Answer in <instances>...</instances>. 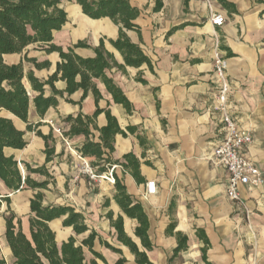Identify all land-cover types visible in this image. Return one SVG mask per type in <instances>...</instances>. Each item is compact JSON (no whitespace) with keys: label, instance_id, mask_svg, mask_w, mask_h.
<instances>
[{"label":"crops","instance_id":"1","mask_svg":"<svg viewBox=\"0 0 264 264\" xmlns=\"http://www.w3.org/2000/svg\"><path fill=\"white\" fill-rule=\"evenodd\" d=\"M226 1L235 7L236 13L224 9L217 0H164L159 12H154L155 0H130L131 5L141 11L136 20L141 36L135 31H128L127 36L151 60L153 71L147 65L126 67L125 72L108 71L131 102V112L116 104L99 80H94L102 96L98 103L92 93L81 105L68 103L65 94L59 99L58 107L51 108L44 119L31 106L30 124L41 123L37 131L45 136L52 134L55 139L51 162L46 163L45 141L36 132H29L26 123L4 113L3 116L12 119L15 126L25 132L28 143L23 150L7 148L5 154L32 168L46 166L51 176L47 179L31 175L37 182L49 181L44 190L11 192L4 188L11 199L4 216L15 214L21 219L22 231L28 235L30 201L41 192L44 206L66 205L82 212L91 230L120 248L128 264H136L128 248L118 242L107 214L112 212L114 219L122 216L125 233L141 248L134 233L137 222L125 216L114 201V184L93 181L82 171L84 162L91 165L96 161L78 152L86 137L69 139V148L55 132L57 129L69 131L70 126L64 122L66 117L79 113L92 116L99 108L109 111L122 130L135 127L143 138L141 144L137 135L129 134L126 138L117 135L112 158L122 162L125 155L132 153L141 162L144 183L138 184L120 166H114V171L148 215L149 237L154 248L147 254L153 264H264V177L258 187L240 186V199L235 202L226 194L228 172L223 167H215L208 159L209 153L223 140L221 113L215 109L219 106V87L214 74L218 55L226 67L227 103L239 127L249 130L253 138L244 154L258 169L264 168V0ZM77 7L80 8L74 4L73 9ZM214 14L225 18L222 27L211 23ZM76 20L77 23L68 15L67 24L54 33L56 45L66 50L86 40L95 48L104 39L105 48L119 64H124L120 53L108 42L118 38L117 26L109 19L92 20L84 14ZM29 49L21 54L4 55V62L8 65L22 63L25 72L32 70L39 79H48L60 62L59 54L37 50L34 53L39 56H36L30 55ZM75 52L83 58L95 56L90 49ZM26 58L48 61L51 66L38 70ZM140 77L146 84L138 81ZM55 87L65 91L67 85L58 81ZM82 95L83 92L78 91L70 99L78 103ZM96 124L99 128L107 125L105 113L97 117ZM99 137L94 131L92 139L99 143ZM23 173L26 175L24 169ZM148 182L156 185L154 195L147 194ZM108 199L110 206L105 208ZM62 222L63 219L50 223L59 244L72 235V229L62 227ZM172 223H175L174 229H170ZM198 230L209 241L206 261L202 258L205 243L198 237ZM5 233L6 221L1 218L0 247L5 255L0 253V256L6 264H14ZM179 233L188 237V250L174 257ZM98 245L95 249L107 263L115 264L121 257Z\"/></svg>","mask_w":264,"mask_h":264},{"label":"trees","instance_id":"2","mask_svg":"<svg viewBox=\"0 0 264 264\" xmlns=\"http://www.w3.org/2000/svg\"><path fill=\"white\" fill-rule=\"evenodd\" d=\"M71 1L80 6L82 13L89 19H109L119 28L118 38L109 39L108 42L120 53L124 64H119L114 55L105 48L104 39H101L99 46L95 48L86 40L79 41L66 50L54 43V33L61 31L68 22V13L62 7L63 0H0V114L8 113L16 117L27 124L29 132H36V135L45 141L46 163L53 160L55 139L52 134L45 136L37 131L41 123L30 124L31 106H34L38 116L44 119L51 108L58 107L59 99L64 98L65 94H67L66 101L71 104L81 105L90 93L98 103L102 96L94 80H99L112 95L114 102L131 112L133 108L131 102L108 75V71L117 69L125 72L126 67L140 68L143 65H147L153 71L151 60L144 54L142 48L132 43L127 36L128 31H135L140 35V27L136 24V20L140 17L141 11L133 7L130 0ZM217 1L224 9L236 13L235 7L226 0ZM163 6L164 0H155L154 12L161 11ZM32 46L47 54H59L60 62L56 71L46 80L36 77L32 70L25 72L22 63L8 65L4 62V55L21 54ZM76 49H90L95 56L83 58L76 54ZM26 61L32 63L38 70L49 69L51 66L48 61L38 62L36 59L28 58ZM58 81L66 82L65 91L55 87ZM138 81L146 84L141 77ZM47 91L50 94H47ZM78 91H82L83 95L81 100L75 103L70 97ZM102 113L106 114L107 125L99 128L96 119ZM64 122L70 126L69 131L64 132L68 140L76 136L86 137V142L78 152L82 157L96 159L90 166L97 170L98 175L109 172L114 166H120L125 172L130 173L138 184L145 182L140 173L141 162L134 154L125 155L122 162L112 158L117 135L125 138L129 134L137 135V139L143 144V138L137 134V128L129 126L126 131L122 130L117 119L109 111L99 108L92 116L79 113L76 116L66 117ZM94 131L100 134L99 143L92 139ZM27 145L25 132L19 130L12 119L0 116V210L3 204L8 208L11 204L9 194H3L2 188L17 192L23 189L44 190L48 187V180L37 182L31 178L32 174H37L50 179L46 166L32 168L29 164H20L13 156L5 154L7 148L23 150ZM146 164L151 166L149 162ZM113 177L115 179L113 199L125 216L137 222L134 233L140 241L141 248L125 233L122 216L114 219V214L109 212L107 217L111 227L117 233L118 242L128 248L134 256L136 264H153L147 254L154 248L149 237L148 215L142 204L128 192L115 171ZM43 201L44 195L41 192L30 201L28 235L22 231L21 219L15 214L10 213L5 218V238L12 252L14 264H108L106 258L96 251V242L121 256L115 264H128L120 248L111 245L97 231L89 228L82 212L66 205L44 206ZM110 202L109 199L106 200L104 207L108 208ZM60 219H63L62 227L71 228L73 232V235L61 244L58 243L56 232L50 226V223ZM174 227L175 223H172L170 229ZM88 232L89 235L78 244L76 236ZM197 234L205 243L202 258L206 261L209 241L202 231L198 230ZM177 240L178 246L174 251V257L188 250L187 236L179 233ZM86 252L91 258H88ZM0 264H6L1 256Z\"/></svg>","mask_w":264,"mask_h":264},{"label":"built area","instance_id":"3","mask_svg":"<svg viewBox=\"0 0 264 264\" xmlns=\"http://www.w3.org/2000/svg\"><path fill=\"white\" fill-rule=\"evenodd\" d=\"M211 23L214 26L222 27L226 20L221 14H214L211 18ZM219 87V106L215 109L221 113V124L223 132V140L221 143L209 153L208 159L215 167H223L229 174L228 186L226 190L227 196L237 202L240 199V186L258 187L263 183L264 168L258 169L252 161L244 154L253 143V138L249 130L239 127L237 118L232 114L231 106L227 103L228 85L225 62L215 57V71ZM62 140L70 148L67 140L61 134V130H55ZM84 171L88 174L91 180H106L112 184L115 183L113 171L98 175L95 170L86 162L83 163ZM156 193V185L154 182L147 183V194L154 195Z\"/></svg>","mask_w":264,"mask_h":264},{"label":"rangeland","instance_id":"4","mask_svg":"<svg viewBox=\"0 0 264 264\" xmlns=\"http://www.w3.org/2000/svg\"><path fill=\"white\" fill-rule=\"evenodd\" d=\"M74 2L73 1H71V0H63V2H62V7L67 11V13H68V15H70V18L74 21V22H76L77 20H76V18L77 17H74V12H75V9H73L74 8ZM73 9V10H72ZM77 23V22H76ZM29 53H30V55H36V56H39L37 53H34V51H37V49H35V47L34 46H32V47H30V49H29ZM1 115H4V113H2ZM56 132V131H55ZM61 134L63 135V137H64V139L65 140H67L68 141V143H69V146H70V148H71V145H70V141L64 136V132L61 130ZM58 136H59V134H58ZM64 142V141H63ZM65 143V142H64ZM66 144V143H65ZM66 146H67V144H66ZM82 171L85 173V174H87L85 171H84V168L82 167ZM88 175V174H87ZM101 181V180H100ZM104 181H106V180H104ZM106 182H108V181H106ZM110 183V182H109ZM5 192V190H4V188H2V193L3 194H5L4 193ZM6 204H3V206H2V208H1V210H0V219L1 218H6L7 216H4L5 215V210H6ZM72 235H73V232L71 233ZM89 233H86V234H84V235H81V236H76V239H77V243L78 244H81V241L84 239V238H86L87 237V235H88ZM72 235H70V236H72ZM96 247L95 248H97L99 245H98V242H96V245H95ZM98 250V249H97ZM0 253H1V255H5V253L3 252V250H2V247H0ZM87 253V252H86ZM87 256H88V258H91V255L89 254V253H87ZM109 264V263H108Z\"/></svg>","mask_w":264,"mask_h":264},{"label":"bare ground","instance_id":"5","mask_svg":"<svg viewBox=\"0 0 264 264\" xmlns=\"http://www.w3.org/2000/svg\"><path fill=\"white\" fill-rule=\"evenodd\" d=\"M73 14H74V17L83 15L79 7L75 8V12ZM54 228H56V226H54Z\"/></svg>","mask_w":264,"mask_h":264},{"label":"water","instance_id":"6","mask_svg":"<svg viewBox=\"0 0 264 264\" xmlns=\"http://www.w3.org/2000/svg\"><path fill=\"white\" fill-rule=\"evenodd\" d=\"M1 114H2V113H1ZM1 114H0V116L5 117V116H3V115H1ZM7 114H8V113H7ZM9 119H10V118H9Z\"/></svg>","mask_w":264,"mask_h":264}]
</instances>
